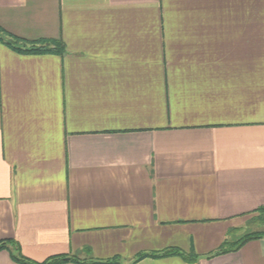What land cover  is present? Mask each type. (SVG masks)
<instances>
[{
	"label": "crops",
	"instance_id": "obj_1",
	"mask_svg": "<svg viewBox=\"0 0 264 264\" xmlns=\"http://www.w3.org/2000/svg\"><path fill=\"white\" fill-rule=\"evenodd\" d=\"M0 241L82 263L264 264V0H0ZM0 264H21L8 249Z\"/></svg>",
	"mask_w": 264,
	"mask_h": 264
},
{
	"label": "trees",
	"instance_id": "obj_2",
	"mask_svg": "<svg viewBox=\"0 0 264 264\" xmlns=\"http://www.w3.org/2000/svg\"><path fill=\"white\" fill-rule=\"evenodd\" d=\"M0 40L3 41L6 45H8L10 48L14 49L18 52L23 53H60L62 54L65 51V45L62 40L59 39H48V38H41L37 40H30L26 39L24 37H20L16 34H13L6 29L2 28L0 26ZM260 214L264 213V208H261L258 210ZM264 234V231H252L246 233L244 236H242L239 240L236 242H231L229 240H225L220 247L209 254L208 256H214L222 253H226L233 250H238L246 241L258 238ZM2 249H8L10 250V253L12 254V257L21 264H64L67 262H79L80 259L75 255H69V254H59V255H53L45 259L44 261H36L29 257H26L22 254L21 248L19 243L15 239H3L0 241V250ZM171 255H178L185 260L188 261H196L199 256L196 255L194 252L185 253L181 251L178 248H168L162 251L158 252H142L139 253L134 261L130 264H133L134 262H137L145 257H165V256H171ZM119 258L114 257L111 259L98 261L93 260L90 262V264H116L119 263Z\"/></svg>",
	"mask_w": 264,
	"mask_h": 264
},
{
	"label": "rangeland",
	"instance_id": "obj_3",
	"mask_svg": "<svg viewBox=\"0 0 264 264\" xmlns=\"http://www.w3.org/2000/svg\"><path fill=\"white\" fill-rule=\"evenodd\" d=\"M252 231H264V222L258 218L251 220L249 228L245 232H242V235L244 236L246 233Z\"/></svg>",
	"mask_w": 264,
	"mask_h": 264
}]
</instances>
